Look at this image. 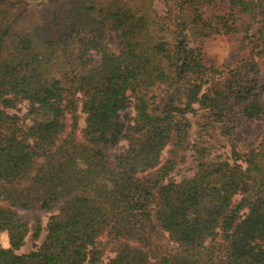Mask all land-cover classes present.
I'll list each match as a JSON object with an SVG mask.
<instances>
[{
	"label": "trees",
	"instance_id": "16d2710c",
	"mask_svg": "<svg viewBox=\"0 0 264 264\" xmlns=\"http://www.w3.org/2000/svg\"><path fill=\"white\" fill-rule=\"evenodd\" d=\"M215 1L0 0V264H264V135L171 177L190 115L262 119L254 58L208 66L196 42L263 22L264 51V0ZM20 210L52 212L29 253Z\"/></svg>",
	"mask_w": 264,
	"mask_h": 264
},
{
	"label": "rangeland",
	"instance_id": "374dc122",
	"mask_svg": "<svg viewBox=\"0 0 264 264\" xmlns=\"http://www.w3.org/2000/svg\"><path fill=\"white\" fill-rule=\"evenodd\" d=\"M228 9L229 0H216L211 6L205 8V12L207 15L213 13L225 15ZM262 24L263 22L250 28V39H245V33L241 32L230 36L218 35L197 40L196 45L201 47L204 61L208 66L222 68L247 57L254 58L260 70L258 91L262 107V119H246L243 116V105L236 101L231 102L227 111V118L223 123L211 124L207 113L204 111H199L196 116L190 115L189 117L192 120L190 133L191 148L187 151L184 162L178 165L171 173V177L177 182L193 177L197 171L199 160L216 161L231 159L233 148L246 151L248 148L257 145L264 135V51H262L263 44L256 41ZM106 43L112 51L116 52L118 50L113 32H108ZM95 63H100V56H95ZM10 112L26 116L28 104L23 102L18 106L17 110H11ZM79 127L80 129L85 127V115L82 113H80ZM126 145V142H121L119 148L121 149ZM167 157L168 149L163 153V162H165ZM19 213L29 223L31 228L34 227L37 217H40L42 221L41 238L38 241H34L29 236L25 245L18 252L29 253L43 242L46 235V225L52 212L20 210ZM0 243L4 247H9L6 233L0 235ZM112 256H114L113 253H107L101 264H106Z\"/></svg>",
	"mask_w": 264,
	"mask_h": 264
}]
</instances>
